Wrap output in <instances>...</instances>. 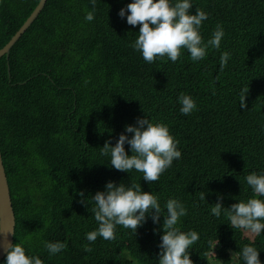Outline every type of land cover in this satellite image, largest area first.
Wrapping results in <instances>:
<instances>
[{
  "label": "trees",
  "instance_id": "16d2710c",
  "mask_svg": "<svg viewBox=\"0 0 264 264\" xmlns=\"http://www.w3.org/2000/svg\"><path fill=\"white\" fill-rule=\"evenodd\" d=\"M39 2L0 0V49ZM132 2L96 0L88 22L91 0H47L8 59L0 58V151L16 217L12 244L43 264H159L163 215L159 224L149 217L136 233L118 225L111 241L86 239L99 225L94 202L86 207L79 193L88 200L111 181L139 184L157 196L162 211L169 199L185 206L177 227L199 234L188 249L193 264H245L235 254L245 245L264 264V232L252 237L233 229L223 210L219 218L211 214L218 196L225 208L264 199L245 179L264 173V0H190V14H208L199 29L205 44L222 26L220 48L209 46L200 61L181 49L176 62L164 56L151 64L132 47L140 26L118 15ZM224 52L230 59L221 71ZM245 87L247 110L239 103ZM181 93L196 103L190 115L180 111ZM138 117L165 124L179 141L181 158L157 182L135 169L118 171L110 154L101 155L105 141L115 146L121 133L131 138L125 127L136 126ZM125 150L133 154L130 145ZM45 242L66 247L50 255Z\"/></svg>",
  "mask_w": 264,
  "mask_h": 264
},
{
  "label": "clouds",
  "instance_id": "9594fccd",
  "mask_svg": "<svg viewBox=\"0 0 264 264\" xmlns=\"http://www.w3.org/2000/svg\"><path fill=\"white\" fill-rule=\"evenodd\" d=\"M93 11L85 15V20H94L96 0H91ZM192 4L190 0H177L172 4L170 0H133L126 8H122L118 15L121 19L126 17L130 26H140L138 38L132 47L142 53L146 63H154L157 57L167 56L176 62L181 55V49H187L193 61H200L206 57L209 46L219 49L225 33L221 25H217L213 37L205 44L200 35L202 22L208 19V14L200 9L196 14H190ZM130 13V14H128ZM230 54L221 55V71L226 67ZM249 93L247 87L240 92V108L247 110L246 99ZM180 111L183 115H190L196 110V103L191 96L183 93L179 96ZM125 132L132 134L131 138L121 133L115 146L112 140L105 141L101 148V155H111V167L121 172H130L135 169L143 173V179L149 183L157 182L160 176L172 166L174 160L181 158L178 150L179 141L170 134L169 128L163 123H154L149 118H137L136 126L128 125ZM130 145L131 156L125 150ZM256 197H264V173L255 172L245 177ZM105 191H98L90 199H83L80 192L81 203L86 207L89 200L94 202L92 208L95 220L99 227L86 234V239L93 243L98 237L106 241L116 238V226L131 229L134 233L142 227L149 217L155 224L160 223L164 216L163 235L159 248V264H193L188 249L200 237L196 231L182 232L177 224L180 218L187 215L185 206L176 199H169L162 211L156 195L141 190L139 184L119 186L115 182H108ZM205 193L199 192V197L205 200ZM227 216L233 229H243L246 232L259 235L264 232V199L250 198L246 202L239 201L230 208L223 206V197L218 196V202L212 206L211 214L217 218L221 212ZM12 234L9 229L4 232L0 229V236ZM218 244V243H217ZM215 245V248L217 246ZM212 245V241H209ZM7 253L5 264H43L37 257L26 255L25 248L17 243L2 246ZM45 249L50 255H56L65 249L61 242H45ZM84 251L91 252L89 245H84ZM234 254V253H233ZM245 264H261L260 252L250 245H245L241 252Z\"/></svg>",
  "mask_w": 264,
  "mask_h": 264
},
{
  "label": "water",
  "instance_id": "95a60500",
  "mask_svg": "<svg viewBox=\"0 0 264 264\" xmlns=\"http://www.w3.org/2000/svg\"><path fill=\"white\" fill-rule=\"evenodd\" d=\"M47 0H40L38 6L33 10L30 16L26 19L23 26L11 37L9 42L0 49V58L3 56L8 59L11 48L21 38V36L32 26L35 19L41 13L46 5ZM9 71V68H8ZM0 229L7 232L12 230V234L8 236H0V259L6 254L2 246H6L9 242L14 243L16 230V217L11 199L10 186L6 175V170L3 163L2 154L0 151Z\"/></svg>",
  "mask_w": 264,
  "mask_h": 264
},
{
  "label": "rangeland",
  "instance_id": "374dc122",
  "mask_svg": "<svg viewBox=\"0 0 264 264\" xmlns=\"http://www.w3.org/2000/svg\"><path fill=\"white\" fill-rule=\"evenodd\" d=\"M248 234H250V233H248ZM250 235L253 237V234H250ZM213 256H214V250L212 249L210 252V260H211L210 262H214Z\"/></svg>",
  "mask_w": 264,
  "mask_h": 264
}]
</instances>
